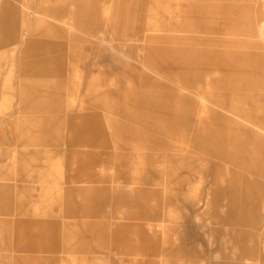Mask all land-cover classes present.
<instances>
[{"label":"rangeland","instance_id":"obj_1","mask_svg":"<svg viewBox=\"0 0 264 264\" xmlns=\"http://www.w3.org/2000/svg\"><path fill=\"white\" fill-rule=\"evenodd\" d=\"M33 14L60 112H26ZM0 264H264V0H0Z\"/></svg>","mask_w":264,"mask_h":264},{"label":"crops","instance_id":"obj_2","mask_svg":"<svg viewBox=\"0 0 264 264\" xmlns=\"http://www.w3.org/2000/svg\"><path fill=\"white\" fill-rule=\"evenodd\" d=\"M49 12L55 15H62L66 13V10L51 8ZM33 15L32 17L31 15L27 16V21L30 17V23H27L25 30L21 27L20 31L21 33L25 31L26 35H29L26 37V42H22L20 47L21 79L23 78L24 65L26 64V82L33 83L31 87L35 89L34 94L31 95V98L34 99V104L30 107L27 106L26 112H42L48 106L54 109L56 108V111L60 112L59 108L61 104L57 102V99L61 96V93L65 91V82L69 78V70H67V63L65 60L67 45L64 42L53 41L51 38L65 37V33L62 29L57 27L56 24L53 25L43 21L40 22L35 14ZM33 21H36L35 27L32 23ZM69 55L72 58L75 54L72 55L69 53ZM51 77H56V80L49 81L48 78ZM97 107L99 108V106ZM88 110V108L83 107L81 109L83 116L82 129L84 146H91L93 144L92 139H94L96 135H100L106 140L102 115L98 112H88ZM105 157L108 158V155ZM93 162L98 163L99 160L97 158L88 157L87 155L84 156V177L86 184L91 181L94 183H101V186H86L85 192L86 194H108L110 190L109 187L103 186L102 184L108 183L109 180H103L101 176L98 177L97 174L94 173L92 168L96 166V164L93 165ZM121 191H119L120 194L123 192ZM102 203H106V201Z\"/></svg>","mask_w":264,"mask_h":264}]
</instances>
